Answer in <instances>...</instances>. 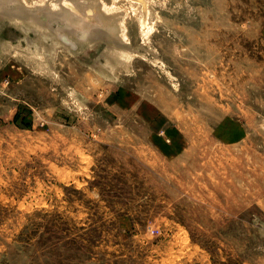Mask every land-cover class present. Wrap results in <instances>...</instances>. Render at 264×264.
<instances>
[{
    "label": "rangeland",
    "instance_id": "374dc122",
    "mask_svg": "<svg viewBox=\"0 0 264 264\" xmlns=\"http://www.w3.org/2000/svg\"><path fill=\"white\" fill-rule=\"evenodd\" d=\"M103 1L0 17V264H264V0Z\"/></svg>",
    "mask_w": 264,
    "mask_h": 264
},
{
    "label": "bare ground",
    "instance_id": "6f19581e",
    "mask_svg": "<svg viewBox=\"0 0 264 264\" xmlns=\"http://www.w3.org/2000/svg\"><path fill=\"white\" fill-rule=\"evenodd\" d=\"M41 1L43 0L28 3L27 0H0V17L1 15L2 17L10 16L12 20L19 19V21L35 25L51 33L56 39L70 43L74 48L79 46L72 36L90 44V41L95 40L98 34L105 33L109 37L113 36V40L118 45L110 47L107 52L118 59L125 58L126 53L121 50L124 46L119 45L117 41H126L124 10L107 6L103 0H47L46 4H41ZM133 1L141 2L143 6L146 5L145 0ZM148 14L147 9L146 19H144L146 22H141V25L145 24L144 29L148 28Z\"/></svg>",
    "mask_w": 264,
    "mask_h": 264
},
{
    "label": "crops",
    "instance_id": "0c3cea01",
    "mask_svg": "<svg viewBox=\"0 0 264 264\" xmlns=\"http://www.w3.org/2000/svg\"><path fill=\"white\" fill-rule=\"evenodd\" d=\"M122 98H123V100H126V99H125V96H122ZM151 118L154 120V117H151Z\"/></svg>",
    "mask_w": 264,
    "mask_h": 264
}]
</instances>
